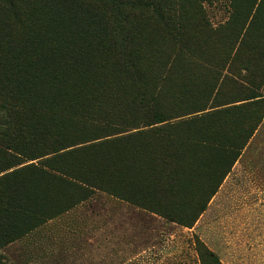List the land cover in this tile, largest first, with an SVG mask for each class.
Segmentation results:
<instances>
[{"label": "trees", "instance_id": "obj_1", "mask_svg": "<svg viewBox=\"0 0 264 264\" xmlns=\"http://www.w3.org/2000/svg\"><path fill=\"white\" fill-rule=\"evenodd\" d=\"M61 17L62 27L58 26L55 31H51L50 24L53 22H49L48 29L51 33L47 28L38 31L40 27L34 23L33 36L27 42L34 48L50 45L52 41L50 34L62 33L65 40L61 42L58 53L63 59L60 72L57 71L58 67L51 68V65L57 62V55L47 59L42 54L44 58L42 60L41 54L38 53L32 54L33 58H30L28 65H37L38 68L42 66V70H29L27 78L22 76L21 71L27 67L24 62L17 61L13 66L0 68V124L12 125L6 132L12 134V137L1 136L0 139L5 143V147L15 149L25 156V153H22L25 150L22 146L27 143L28 146L40 147V139L43 136H50V130L53 128L51 126L55 123L48 122L49 119L60 121L57 125H62L61 122L70 123L77 129L91 128L103 131L114 127L122 129L110 131L105 135L79 137L64 144L60 143L62 142L60 136L51 134V138L59 140L57 146L53 147L50 144L44 153L30 157L26 155L27 158L34 160L50 159L49 155L62 153H66V156L82 154V158L78 159L75 166L54 167L44 164L43 177L47 178V173L49 177L42 182L46 187H68L69 194L80 191L86 193L82 196L59 197L45 193L32 194L27 192L28 185L22 181L8 190L7 194L5 189L2 190L0 245L4 247L24 237L46 222L92 198L98 190L154 211L168 221L192 227L222 185L245 141L242 145L238 144L237 140L228 142L222 139L219 133L204 138L182 133L181 129L189 125L192 119L174 122L173 116L157 114L155 106L159 93L151 97L144 93L142 98L149 100L144 108L140 107L141 98L138 103L140 110L144 109L146 115L153 113V120L144 124H131V115L122 105V94L113 92L109 83L115 78L120 82L138 80L143 76L147 65L149 69H145L146 75L150 76L153 82L159 77L162 68L166 69L162 71H166V77H169L180 59L189 64L194 61L202 63L204 60L202 54L192 49L189 42L209 40L210 37L211 40L215 39L205 18L202 17L200 22L185 26L184 10L176 9L172 0H83L79 3L65 4ZM146 24H150V31L154 32L150 39L153 43L154 41L158 43L160 35L167 41H174L172 48L144 49L142 32ZM78 37L83 39L82 44L77 45ZM228 57V53H225V57L218 62H223ZM43 61L47 63L39 64ZM161 65L164 66L160 67ZM44 66L50 68L47 75L43 73ZM217 66L216 62H210V67L214 68L215 72ZM24 78L29 82L25 84ZM99 79L101 82L97 83ZM57 96L60 105L49 101ZM256 97L249 96L244 101H254ZM244 104L232 106L231 111H236ZM214 114L221 112L219 110ZM127 116L128 124L125 122L126 119L121 124V119ZM146 117L150 118V115ZM252 134L253 132L249 137ZM183 146L187 149L209 148L216 153L228 154L234 150L229 162L226 163L225 159L216 157L209 163L210 167L215 166L216 169L208 174L209 181L205 190L195 198L181 195L182 193L172 195L186 183L182 178L187 179L185 177L188 176V173L185 174L187 168L176 159L178 153H182ZM94 154L98 160L100 156L108 154L110 163L107 168L116 177L112 182L110 178L113 176L107 181H100L95 175L99 168L91 161L90 157ZM200 160L196 161V168H193L195 174L203 176L205 175L203 167L208 162L201 163ZM38 166L40 165L29 164L15 170L12 175L34 167L37 169ZM41 170L39 169V172ZM178 181L179 184L174 191L172 184L175 185ZM168 204L171 207L165 208ZM195 237L201 264H205V258L222 264L218 255L199 237Z\"/></svg>", "mask_w": 264, "mask_h": 264}, {"label": "rangeland", "instance_id": "obj_2", "mask_svg": "<svg viewBox=\"0 0 264 264\" xmlns=\"http://www.w3.org/2000/svg\"><path fill=\"white\" fill-rule=\"evenodd\" d=\"M82 1L0 0V68L13 66L17 61L24 62L27 67L21 71L22 76L27 78L29 70H42V66L38 68L39 66L37 65H28L30 58H33L32 54L38 53L41 54L42 60H44L42 54L47 59L57 55V62L53 63L51 68L58 67L57 71L60 72L61 66H63V59L58 53L60 52L61 42L65 40V36L62 33L50 34L52 40L50 45H40L34 48L27 42L33 36L34 23L38 24L40 27L38 31H40L42 28L48 29L49 22H53L50 24V29L55 31L63 23L61 17L62 7L67 3H79ZM172 3L176 9L184 10L183 24L185 26L200 22L202 17L208 23L209 31L215 39L211 40L210 37L209 40H193L191 43L189 42L192 49L202 54L203 62L194 61L189 64L180 59L169 77H166V71H162L166 69L162 68L159 77L153 82L150 76L146 75L145 69H149L147 65L144 68L143 76L138 80L120 82L115 78L109 84L112 85L113 92L122 94V105L131 115V124H144L153 120V113H149L150 118H148L146 117L148 115L144 112L145 110H140V107L144 108V105L148 104L149 101L142 98V96H144V93L150 97L159 93V99L156 101L155 106V110L158 111L157 114H163L167 117L173 116L175 117L173 119L174 122L192 119L189 125L181 129L182 133L192 134L198 138H204L208 135L215 136V133H219L222 139L228 142L237 140L236 142L242 145L245 141L238 158L226 176L228 178L224 179L226 181L218 202L225 207L227 211L225 216L234 225L241 227L252 216V225L257 227L254 230H252V227V229H244L248 233L246 238L232 237L230 239L232 243H230L229 252L234 256V252L243 250L240 253L241 256H255L260 248H264V240H258L256 236L260 231L264 235V0H172ZM149 26L150 24H146L142 32L144 49L149 50L156 47L158 50L171 49L174 41H167L163 36L158 35V43L156 41L153 43L150 40L154 32L150 31ZM21 37L23 38L19 42ZM76 42L77 45L82 44L83 39L79 38ZM225 53H228V59L218 62V60L225 57ZM43 62H39V64L47 63L46 61ZM210 62H216L218 65L216 72L214 68L210 67ZM163 66L161 65L160 67ZM49 71L50 68L44 66L43 73L47 75ZM25 78L23 82L26 84L29 80ZM99 82H101V79L97 80V83ZM57 93L59 94V91ZM249 96L257 97L254 101H244ZM57 98L58 96L49 101L60 105ZM140 98L142 99V104L139 107ZM241 104H244L241 108L239 106L236 111H231L232 106ZM219 110L221 114H214ZM120 114L123 115L122 113ZM136 117L140 119L137 120L135 119ZM125 119L126 124H128L129 116L121 119V124ZM50 121L56 125L51 126L53 128L50 130L49 137L43 136L40 139L41 146L33 147L28 146L26 143L22 146L25 149L22 151L25 156L22 157L16 155L17 150L11 148L14 151L13 154L10 152H6V154L9 153L13 157L10 161H5L2 158L0 171L12 165V163L19 164L22 161H26L29 159L27 156L44 153L50 144L53 147L57 146L59 140L51 138V134L60 136L59 139L62 140L60 143L64 144L66 141H74L79 137L83 138L97 134L105 135L110 131L115 132L122 129L117 127L104 131L91 128L77 129L70 123L61 122L62 125H57L60 123L57 119H49L48 122ZM10 128H12V125L0 124V137H12V134L6 133ZM252 132V136L249 137ZM0 142H3V140L0 139ZM15 144L17 145V142ZM181 151L182 153H178L180 156L178 155L179 157L177 156L176 159H178L180 164L184 165V168H187L185 174L188 173V176L185 177L187 179L182 178L186 183L182 184L180 190H177L172 195L177 196L182 193L181 195H190L194 198L205 190L209 181L208 174L216 169L215 166L210 167L209 163L216 157L225 159L224 162L227 163L231 160V156L234 153V150H231L232 152L228 154L226 152L216 153L215 150L213 151L209 148L192 147L187 149L184 146ZM49 156L50 159H39L38 163H36V159L32 160L34 162L32 164L40 165L37 169L34 167L29 170L19 171L12 176L5 175L1 177L0 192L5 189L7 194L8 190L12 189L19 181H22L26 183L25 185H28L27 192L32 194L43 195L45 193V195H58L59 197L63 195L82 196L83 193H86L80 191L69 194L70 190L68 187L56 188L55 186H50L51 184L49 185L50 187L44 186L42 180L49 177L48 173L46 174L47 176L45 175L47 178L43 177L44 164L53 165L54 167H71V165L75 166L78 159L80 160L83 155L66 156V153H62ZM96 156L94 154L90 157L91 161L96 163L98 165L97 168H99L98 173L95 175L100 181H107L110 176H113L112 179L110 178L112 182L116 177L107 168L108 163H110L108 154L104 155V157L100 156L99 160L98 158L96 159ZM198 160L201 163L208 162L203 167L205 170V175L203 176L195 174L194 168H196L195 164H197L196 161ZM190 166L192 167L190 168ZM39 169H42L41 172H39ZM47 171L50 172L49 170ZM177 184H179V181L175 185L172 184L174 191L177 189ZM46 189H48L49 193H47ZM60 189H63V191ZM89 204L87 203L86 206L87 214H91L90 217L93 221L96 220L95 218L98 215L99 220L103 221L104 223L102 224L104 225L107 217L106 205L98 203L92 206ZM170 207L171 205L168 204L165 208ZM250 208H253V210ZM248 209L252 212H248ZM149 220L156 224H154L156 232L152 230L150 235H148V256H138L142 249L139 247L138 241L134 244L131 242L129 256H109L107 254L106 228H102L99 233L95 229H85L82 233L81 230L77 229L70 230V232L65 228H61L57 232L61 231V233H64L62 237L66 241H70V244L65 249L66 252L57 254L54 251V254H49L50 249L46 250L41 247L35 255L28 256L29 251L23 249L19 244L14 251L16 254L9 255L3 251L0 245V264H201L200 255L196 247V237H191L186 233H177V236L173 237L172 235L176 231L172 230L173 227H169L164 220L148 217V223L150 222ZM153 224L152 226H154ZM233 227V229L239 228ZM47 229L45 231L50 230ZM240 231L243 230L241 229ZM156 234L157 238L155 241ZM40 238L43 237L40 236ZM37 241L39 245H42L41 240ZM155 242L157 246L162 248V256H155V252H159L158 248L156 249L153 245ZM258 247L259 249L255 250ZM257 256H264V250L262 249ZM204 261L205 264H216L212 259L205 258Z\"/></svg>", "mask_w": 264, "mask_h": 264}, {"label": "crops", "instance_id": "obj_3", "mask_svg": "<svg viewBox=\"0 0 264 264\" xmlns=\"http://www.w3.org/2000/svg\"><path fill=\"white\" fill-rule=\"evenodd\" d=\"M4 144L5 143L0 142V163L3 159L5 161H10L13 157L9 153L6 154V152L13 154L14 151L9 147H5ZM15 154L22 157V155L17 151ZM38 160L39 159H36V163H38ZM32 163L34 162H32L31 159H27L20 164L12 163V165L0 171V178L5 175H12L15 170L28 166ZM225 181L210 200L206 210L200 215L192 227H187L168 221L164 217L156 214L154 211L136 206L129 201L122 200L108 193L98 191L92 196L91 199L87 200L88 202L86 201V203L84 202V204H80L65 212L64 214L56 217L55 219L46 222L24 237L2 247V249L9 255H14L16 254L14 253L17 248L16 246L20 244L23 249L29 251L28 256H33L32 254L35 255L41 247H43L42 249L46 250L50 249L49 254H54V251L55 253L59 254L64 251L66 252L65 249L70 244V241H66L65 238L62 237L64 236V233H61V231L57 232L61 228H65L68 231L77 229L79 231L81 230L82 233L85 229H95L96 232L99 233L102 228H106L107 254L109 256H129L130 246L132 243H136V241H138V244L140 245L139 247L142 248L138 256H148L147 238L152 230L156 232V224L154 223V225L150 220L148 223L147 218L156 217L160 220H164L169 227H173L172 230L176 231V233L172 235L173 237L177 236V233H186L191 237H199L211 250H213L218 255L222 264H264V256H257L262 249L264 250V248H255V250L259 249L258 254L253 252L256 254L255 256H241L240 253H242L243 250L234 252V256L231 255V252H229L230 243H232L230 239L232 237L246 238L248 233H246L244 229L253 228L252 230H254L257 226L252 225V216L249 217V220H246L247 222L242 224L241 227L234 225L232 222H230V220L227 219L225 216L227 214L225 207H223L218 202L219 197L222 195L221 191ZM87 203H90L89 205L92 206L95 204L97 205L98 203L106 205L107 217L104 225L102 224L104 222L99 220L100 218L98 215L95 218L96 220L93 221L90 217L91 214H87ZM253 208L250 209L253 210ZM251 210L248 209V212H252ZM152 224L154 226H152ZM233 226L239 228L233 229ZM152 227L154 229H150ZM47 228L50 230L45 231ZM239 229H242L243 231H240ZM251 234L253 236L252 232ZM40 236L43 238H40ZM256 236L258 237V240H264L263 232H258ZM156 238L157 234L155 235V241ZM35 239L41 240L42 245H39L38 241ZM153 245L159 250V252H155V256H162V248L157 246L156 242ZM228 252L229 254H227Z\"/></svg>", "mask_w": 264, "mask_h": 264}]
</instances>
